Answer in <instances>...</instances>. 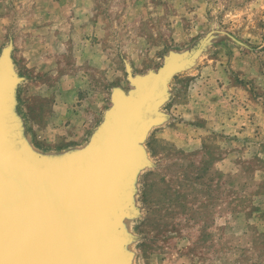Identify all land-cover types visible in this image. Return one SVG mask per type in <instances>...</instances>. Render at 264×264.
Wrapping results in <instances>:
<instances>
[{
    "label": "rangeland",
    "instance_id": "obj_1",
    "mask_svg": "<svg viewBox=\"0 0 264 264\" xmlns=\"http://www.w3.org/2000/svg\"><path fill=\"white\" fill-rule=\"evenodd\" d=\"M138 147L128 264H264V0H0L11 113L44 159L94 147L166 59Z\"/></svg>",
    "mask_w": 264,
    "mask_h": 264
},
{
    "label": "water",
    "instance_id": "obj_2",
    "mask_svg": "<svg viewBox=\"0 0 264 264\" xmlns=\"http://www.w3.org/2000/svg\"><path fill=\"white\" fill-rule=\"evenodd\" d=\"M187 62L168 58L148 78L133 80L131 98L117 97L94 147L60 160L35 156L11 113V62H0V264H128L118 231L128 203L138 147L155 121L165 79Z\"/></svg>",
    "mask_w": 264,
    "mask_h": 264
},
{
    "label": "bare ground",
    "instance_id": "obj_3",
    "mask_svg": "<svg viewBox=\"0 0 264 264\" xmlns=\"http://www.w3.org/2000/svg\"><path fill=\"white\" fill-rule=\"evenodd\" d=\"M27 149H29V147Z\"/></svg>",
    "mask_w": 264,
    "mask_h": 264
}]
</instances>
